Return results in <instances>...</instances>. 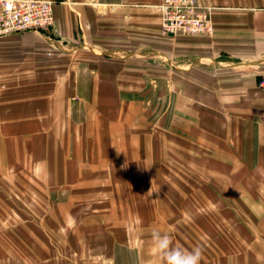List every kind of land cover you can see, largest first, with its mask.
<instances>
[{"label": "crops", "instance_id": "0c3cea01", "mask_svg": "<svg viewBox=\"0 0 264 264\" xmlns=\"http://www.w3.org/2000/svg\"><path fill=\"white\" fill-rule=\"evenodd\" d=\"M41 1L50 29L0 38V264H163L154 230L264 264V0L167 37L162 0Z\"/></svg>", "mask_w": 264, "mask_h": 264}, {"label": "built area", "instance_id": "2783aa9c", "mask_svg": "<svg viewBox=\"0 0 264 264\" xmlns=\"http://www.w3.org/2000/svg\"><path fill=\"white\" fill-rule=\"evenodd\" d=\"M157 11L164 36H212L213 9L202 0H162ZM54 25V3L41 0H0V38L47 31ZM259 86L264 89V79Z\"/></svg>", "mask_w": 264, "mask_h": 264}, {"label": "clouds", "instance_id": "9594fccd", "mask_svg": "<svg viewBox=\"0 0 264 264\" xmlns=\"http://www.w3.org/2000/svg\"><path fill=\"white\" fill-rule=\"evenodd\" d=\"M154 248L161 254L163 264H200L202 249L195 247L186 249L174 245L169 234L154 230L151 233Z\"/></svg>", "mask_w": 264, "mask_h": 264}, {"label": "rangeland", "instance_id": "374dc122", "mask_svg": "<svg viewBox=\"0 0 264 264\" xmlns=\"http://www.w3.org/2000/svg\"><path fill=\"white\" fill-rule=\"evenodd\" d=\"M162 25V24H161ZM163 35V34H162ZM214 35V34H213ZM164 36V35H163ZM143 63H132V64H130V65H134V66H138V65H140V66H143L142 65ZM263 80V79H262ZM262 80H260V81H262ZM133 82L131 83V82H129V81H126V82H123V86H122V88H124L125 90H127L130 94H132V96H137V94H139V95H142V93L143 92H147V91H150L149 89H146L145 87H146V82H145V80H144V82H141V81H134V80H132ZM143 84V85H142ZM129 85V86H128ZM136 86H139L138 88L136 87ZM260 87V86H259ZM260 89H262V90H264L263 88H261L260 87ZM162 92H164V91H162ZM151 96V95H150ZM146 108V111H148L149 113L151 112V114L153 115V113H156L157 115L159 114V113H166V112H168V105H161V106H158L157 104H153L152 103V105H150V106H146L145 107ZM160 122H161V124L162 125H164V124H167L166 122H167V120L166 119H164V118H162L161 120H160ZM162 122H165V123H162ZM0 180H2V181H4V179H2V176H1V179ZM5 183H8V179H5ZM0 183H3V182H1L0 181ZM19 189V187H16V185H14V184H11V186H9V185H4V184H2V185H0V194L2 195V200L3 199H6L5 198V196L4 195H6V194H11L12 193V195H14L15 193L18 195V194H20L22 191H17ZM6 203H7V201H6ZM6 208L7 207H9V205H8V203L7 204H5L4 205ZM23 219H24V217H23ZM3 235V237L5 238V240L8 242V235L6 234L5 235V233H3L2 234ZM10 242L12 243V244H14L15 243V241L12 239V238H10ZM15 245V248H16V254H18V256H20L22 259H24L25 260V258H26V255H27V253H26V251H25V249H24V247H23V245L22 244H20L19 243V241H17L16 242V244H14ZM243 250H244V248H242ZM29 254H30V251H29Z\"/></svg>", "mask_w": 264, "mask_h": 264}]
</instances>
